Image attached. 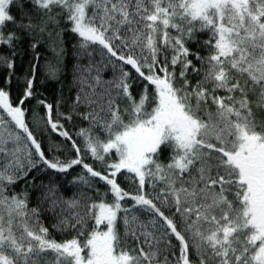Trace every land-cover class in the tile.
Listing matches in <instances>:
<instances>
[{
  "label": "snow or ice",
  "instance_id": "snow-or-ice-1",
  "mask_svg": "<svg viewBox=\"0 0 264 264\" xmlns=\"http://www.w3.org/2000/svg\"><path fill=\"white\" fill-rule=\"evenodd\" d=\"M65 30L89 58L70 110L38 96V63L14 98L25 38L35 51ZM0 47V264H264V0H0ZM77 166L93 195L65 200L52 180L30 206L34 172Z\"/></svg>",
  "mask_w": 264,
  "mask_h": 264
},
{
  "label": "trees",
  "instance_id": "trees-1",
  "mask_svg": "<svg viewBox=\"0 0 264 264\" xmlns=\"http://www.w3.org/2000/svg\"><path fill=\"white\" fill-rule=\"evenodd\" d=\"M11 13L13 15L19 16L18 10L15 6L11 7ZM61 27L66 28V25H61ZM198 39L203 41L207 39L206 33H198ZM31 38H25L20 49H18V56L15 57L16 68L15 76L13 82L10 86L12 96L15 98L19 95L22 90L23 78L29 70L31 63H38V73H37V83L36 91L40 98H45L48 102L55 104L57 101H61L60 110L63 112H68L70 107L75 100V97L80 89V84L78 82L79 69L86 67L89 64V58L77 55V37L74 34L63 31L61 37L57 38L55 35L50 40L47 35H45L39 42L35 51L30 46ZM193 50H199L204 53L203 48H198L196 44L189 45ZM63 49L60 52V49ZM9 50L6 47H0V55H8ZM59 53V54H58ZM34 55L39 56V60L34 61ZM93 59L96 61L100 60L98 53H94ZM49 65H55L59 68L56 73L55 78L49 76ZM7 70L0 68V84L3 83V79L6 75ZM102 78L105 80L112 78L111 68L102 74ZM193 82H195L196 77H192ZM134 92H139L138 86H133ZM35 106V101L29 104V108ZM40 114L43 115V109H39ZM83 112L85 109L80 108ZM32 119L31 115L29 117ZM87 121H84L78 117H74L71 123H66V127L71 134H75L82 127H87ZM37 135H41V128L36 129ZM78 142H79V138ZM53 143L61 145V152L58 153L61 159L71 158L74 156V152L71 149L70 142H66L62 137L57 136L55 133L44 132L43 133V145L46 150L49 149L50 145ZM51 155V152H49ZM86 162L93 164L95 167L100 168L101 165L97 161H93L90 157H85ZM164 162H167V155L161 157ZM82 171V169L77 166L71 169L67 174H55L49 175L48 171L34 172L32 175L36 177L35 184L36 187H29V202L30 206H36L37 201L40 197V187L41 185H47L50 181L55 180L58 185L59 195L65 199L69 200L73 197H78L80 191L86 192L88 195H93L92 190L84 188L80 184H73V179ZM125 174H122L119 178L120 183L123 187L127 188L129 181L125 180ZM103 189V185H98ZM25 189L23 182H19L14 186L16 192H21ZM59 211V209H57ZM43 222L51 227L54 216L50 211L45 210L42 213ZM53 235L57 240L63 239V235L59 232L53 230Z\"/></svg>",
  "mask_w": 264,
  "mask_h": 264
}]
</instances>
